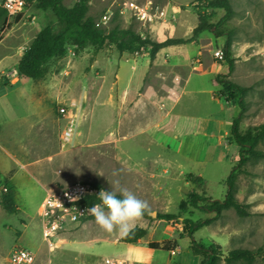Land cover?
Masks as SVG:
<instances>
[{
	"label": "rangeland",
	"instance_id": "rangeland-1",
	"mask_svg": "<svg viewBox=\"0 0 264 264\" xmlns=\"http://www.w3.org/2000/svg\"><path fill=\"white\" fill-rule=\"evenodd\" d=\"M78 1L63 0V3L73 7ZM153 1L174 19L154 24L151 31L144 29L131 11L120 13L130 0H89L88 16L97 22L110 10V21L102 27L106 32L113 28L132 30L156 42L189 34V27L197 22L196 7L201 5V0ZM2 3L0 0V5ZM230 3L234 10L232 18L217 29L203 32L200 39L204 54H214L212 58L215 59V51H223L227 39L231 40V57L235 63L229 80L249 88L247 110L240 125L241 132H245L264 123V0H230ZM223 15V10H217L211 22L217 24ZM1 22L0 191L4 192L3 189L8 187L7 191H13L19 211L9 214L0 206V264H11L10 253L17 246L33 252L32 264H97L101 256L107 254L108 244L96 239L108 234L117 235L118 231L103 230L94 218L69 225L67 231L58 235L54 249L43 241L39 218L41 202L48 193L75 183H96L100 189L117 192L121 188L171 191L168 213L175 214L179 213V202L191 191L213 200L225 199L228 192L225 181L239 159L238 146L228 143L225 132L230 130L240 113L238 105L223 100L226 108L220 112L221 123L214 129L211 127L205 135L201 132L191 139L178 134L176 138L164 122L155 123L156 116L147 110L136 113L134 131L129 132V117L119 115L116 103L119 100L116 91L126 83L122 81L120 88H115L117 90L114 86L119 64L125 67L126 81L132 71L129 63L120 61L123 54L115 45L78 50L68 44L64 56L47 64L44 79L27 80L18 72L23 51L45 27L57 29L58 19L51 10H41L36 3H26L19 20L9 17L6 24ZM176 25L179 26L177 32L173 30ZM158 26L163 28L162 33L158 34ZM124 54L126 58H132ZM214 73L227 75L229 67L219 65ZM62 107L67 109L66 115L60 114ZM204 110L202 107L199 112ZM121 122L125 131L119 130ZM68 126H72L74 132L71 141L65 143L63 132ZM142 128L147 131L137 133ZM142 141L162 142L171 147L165 151L154 144L149 153L137 148L139 156L154 157L166 152L165 159L173 164L165 168L159 165L163 175L155 172L157 165H143L142 169L147 172L138 173L133 165L121 163L118 146L123 144L128 150L130 145ZM258 149L264 152V143ZM189 174L201 176L204 182L200 185L187 182ZM234 175L236 198L249 216H239L232 208L225 210L211 225L197 231L195 239L206 248L219 249L221 260L218 264H228L225 258L239 248L255 254L251 264H264V158H251L246 165L236 169ZM182 216L197 222L214 214L191 208ZM154 220L151 217L149 222L156 239H167L172 235L176 241L171 242L181 251L189 247L191 240L183 237V233L179 235L181 223L161 221L154 224ZM158 255L156 264H180L179 255L169 257L162 250Z\"/></svg>",
	"mask_w": 264,
	"mask_h": 264
},
{
	"label": "trees",
	"instance_id": "trees-1",
	"mask_svg": "<svg viewBox=\"0 0 264 264\" xmlns=\"http://www.w3.org/2000/svg\"><path fill=\"white\" fill-rule=\"evenodd\" d=\"M26 3H36L41 10H51L58 19V28L50 26L42 29L33 39L31 44L23 51L18 62V72L23 79L40 81L47 74V64L53 59L66 54L67 45L72 44L78 50L87 47L102 48L107 44L115 45L119 53L136 54L142 53V50H149L150 59L153 61L156 54L163 48L169 46L183 45L195 41L200 34L212 29H217L228 22L234 15V10L230 0H201V5L197 6L198 24L192 32V37L168 38L161 42L153 41L149 37L132 30H120L113 28L106 32L102 27L96 26V21L88 16L89 0H79L73 7L64 5L63 0H25ZM217 10H223L224 15L217 24L211 22ZM21 13L13 16L19 20ZM8 12L0 5V20L2 24L8 21ZM232 43L227 39L223 47L224 62L229 67V74L233 71L235 60L231 57ZM223 62V61H220ZM228 75H219L216 77L217 83L221 86L218 96L229 104H236L240 108V113L233 122L228 131L227 141L230 144H236L239 148V159L233 172L226 179L228 192L222 201L213 200L197 191H191L186 199L179 205V213H157L155 219L167 223H181L183 225V237L191 240V249L194 255L201 257L199 264H218L221 260L219 249L206 248L200 245L195 239V233L201 228L211 225L217 220L222 212L228 209H234L239 216L247 217L249 213L245 206L239 203L235 195V175L234 171L240 169L253 158H264V152L258 149L261 143H264V123L258 126L250 127L245 132H241L240 125L242 118L247 110L246 96L249 88L239 86L228 79ZM186 181L193 185H200L204 182L201 176L189 174ZM92 185L100 189V185ZM9 190V187L7 188ZM0 206L9 214H17L19 209L15 200L13 191H0ZM99 202L97 197L89 198L85 201L88 206ZM191 208L213 213L214 216L205 220L194 221L190 217L183 218L182 214ZM142 218L151 219L150 214H145ZM93 219V216L85 218L82 222ZM17 232V236H19ZM147 234V229L134 227L128 235L121 237V242L127 244H138ZM149 247L155 250L165 252L174 251L178 245L172 242L150 243ZM219 248V247H218ZM255 254L248 249H235L225 258L226 263L244 261L253 263Z\"/></svg>",
	"mask_w": 264,
	"mask_h": 264
},
{
	"label": "crops",
	"instance_id": "crops-1",
	"mask_svg": "<svg viewBox=\"0 0 264 264\" xmlns=\"http://www.w3.org/2000/svg\"><path fill=\"white\" fill-rule=\"evenodd\" d=\"M176 14L178 15V13ZM197 24L198 17L197 22H194L193 25L189 27V34L187 36H175L173 38H191L192 32ZM178 27L179 26L176 25V29L173 28V30L177 32ZM158 29V34L163 32V28L159 27ZM200 35L195 41H191L187 44L169 46L161 49L156 54L153 61L150 59L148 49L143 50L142 53L138 55L127 54L132 56V58H126V54L119 57L120 61H125L130 64V69L132 71L126 81L127 74L123 71L125 67L119 64L118 71L115 74L114 86V89L116 87L120 88V83H122V81L126 83L122 89L115 90H117L116 93L119 95V100L116 102L119 107V115L121 117L122 115L129 117L131 123L127 129L129 132L134 131V125L138 118L136 113L140 110L150 111L156 116L154 118V120H156L155 123H159V121L161 123L164 122L165 125L169 126V131L172 132L176 138L178 137L177 134L186 135L188 139L200 135L201 132L205 135L211 127L214 129L221 123L220 112H223L226 106L223 105V100L218 96L221 86L217 83L216 77L220 74L216 75L214 73L215 75H213V72L219 65L227 64L212 58L214 54H210L209 52L204 54V46L201 43L202 40L200 39ZM230 77L229 74L228 79ZM209 106L212 107V109ZM202 107L206 110L200 113L199 110H201ZM158 117L160 119H158ZM119 130H126H124L122 122L120 123ZM146 131L147 128H142L137 133ZM227 134L228 131L225 132V137ZM154 144L161 146L165 151L171 150L170 146L164 145L162 142L142 141L130 145L128 150H126L122 144L118 146V158L121 163L133 165L138 173L147 172V169H142L143 165H157L155 172L163 175L164 173L161 170L173 164L170 160L165 159V151L157 153V156L154 157H148L146 154L139 156L137 152L138 148L146 149L149 153L151 152V146ZM131 192L138 198L147 201L151 213H168V207L172 203L171 191ZM182 201L183 200L179 202V205ZM150 217L153 216L150 215ZM157 222H161V220H154V224H157ZM134 227L147 229L146 236L140 240L138 244L121 242V237L124 234L120 232H118L117 235L108 234L97 238V242L108 244L107 254L101 256L97 264H103L104 260L107 258L135 264H156V260L159 258L158 254L161 250L151 249L149 244L176 241L175 237L172 235L167 239L163 237L156 239L151 232L149 219H138L132 225V228ZM179 228L180 235L183 233V225L182 228L181 226H179ZM77 243L79 244L80 242ZM190 245L191 242L189 247L183 251H181L178 246L172 252H163L168 254L169 257L179 255L180 264H199V257L194 255ZM76 249L75 247L74 250Z\"/></svg>",
	"mask_w": 264,
	"mask_h": 264
},
{
	"label": "built area",
	"instance_id": "built-area-1",
	"mask_svg": "<svg viewBox=\"0 0 264 264\" xmlns=\"http://www.w3.org/2000/svg\"><path fill=\"white\" fill-rule=\"evenodd\" d=\"M3 8L8 12L10 17L21 13L26 6L25 0H3ZM131 11L132 16L138 21L144 29L151 31L154 24L171 22L174 18H170L166 9L158 6L153 0H130L125 3L121 14ZM111 18L110 10L107 11L96 26H106ZM136 53L134 55H138ZM215 57L223 60L224 55L222 50L215 51ZM67 109L62 107L60 114L66 115ZM74 128L68 126L63 132V141L68 143L73 137ZM7 192V188L3 189ZM98 187L91 183H75L69 185L59 191L48 193L39 207V218L42 227L43 241L51 248H55L58 235L67 231L69 225L82 222L83 219L92 215L87 211L88 206L85 201L92 197H98L100 192ZM99 203V202H97ZM96 204V203H95ZM11 264H32L34 262V254L32 251L17 246L9 256ZM103 264H135L117 259L107 258Z\"/></svg>",
	"mask_w": 264,
	"mask_h": 264
},
{
	"label": "clouds",
	"instance_id": "clouds-1",
	"mask_svg": "<svg viewBox=\"0 0 264 264\" xmlns=\"http://www.w3.org/2000/svg\"><path fill=\"white\" fill-rule=\"evenodd\" d=\"M99 203L88 208L94 221L103 230L112 232L116 230L128 235L132 225L145 214H151L147 201L138 198L128 189L100 190Z\"/></svg>",
	"mask_w": 264,
	"mask_h": 264
},
{
	"label": "water",
	"instance_id": "water-1",
	"mask_svg": "<svg viewBox=\"0 0 264 264\" xmlns=\"http://www.w3.org/2000/svg\"><path fill=\"white\" fill-rule=\"evenodd\" d=\"M150 215L153 217H156V213H154V212H152Z\"/></svg>",
	"mask_w": 264,
	"mask_h": 264
}]
</instances>
